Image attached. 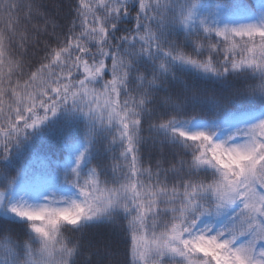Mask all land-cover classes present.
<instances>
[{
  "label": "snow or ice",
  "instance_id": "snow-or-ice-1",
  "mask_svg": "<svg viewBox=\"0 0 264 264\" xmlns=\"http://www.w3.org/2000/svg\"><path fill=\"white\" fill-rule=\"evenodd\" d=\"M0 264H264V0H0Z\"/></svg>",
  "mask_w": 264,
  "mask_h": 264
}]
</instances>
